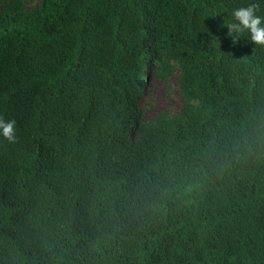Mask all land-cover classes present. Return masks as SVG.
Instances as JSON below:
<instances>
[{
    "label": "trees",
    "instance_id": "1",
    "mask_svg": "<svg viewBox=\"0 0 264 264\" xmlns=\"http://www.w3.org/2000/svg\"><path fill=\"white\" fill-rule=\"evenodd\" d=\"M264 0H0V264H264ZM182 109L142 120L147 77Z\"/></svg>",
    "mask_w": 264,
    "mask_h": 264
},
{
    "label": "clouds",
    "instance_id": "2",
    "mask_svg": "<svg viewBox=\"0 0 264 264\" xmlns=\"http://www.w3.org/2000/svg\"><path fill=\"white\" fill-rule=\"evenodd\" d=\"M231 16L232 20L227 23V29L229 35L235 33L233 43L235 38L247 33L252 42L264 47V16L257 14L255 4L233 9ZM0 138L9 143L17 141L15 120L0 117Z\"/></svg>",
    "mask_w": 264,
    "mask_h": 264
},
{
    "label": "rangeland",
    "instance_id": "3",
    "mask_svg": "<svg viewBox=\"0 0 264 264\" xmlns=\"http://www.w3.org/2000/svg\"><path fill=\"white\" fill-rule=\"evenodd\" d=\"M146 82L148 85L141 101L142 120H152L159 112L173 115L182 109L183 99L178 89L177 75L167 82L148 76Z\"/></svg>",
    "mask_w": 264,
    "mask_h": 264
}]
</instances>
